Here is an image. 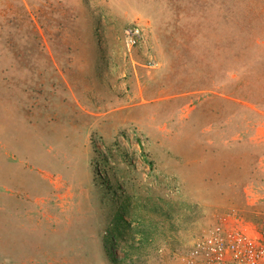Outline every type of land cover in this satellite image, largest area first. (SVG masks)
Returning <instances> with one entry per match:
<instances>
[{
	"label": "rangeland",
	"instance_id": "374dc122",
	"mask_svg": "<svg viewBox=\"0 0 264 264\" xmlns=\"http://www.w3.org/2000/svg\"><path fill=\"white\" fill-rule=\"evenodd\" d=\"M225 217L264 229V0H0V264H171Z\"/></svg>",
	"mask_w": 264,
	"mask_h": 264
},
{
	"label": "built area",
	"instance_id": "2783aa9c",
	"mask_svg": "<svg viewBox=\"0 0 264 264\" xmlns=\"http://www.w3.org/2000/svg\"><path fill=\"white\" fill-rule=\"evenodd\" d=\"M123 37L127 47H135L143 38V29L129 24ZM171 264H264V229L225 217L176 255Z\"/></svg>",
	"mask_w": 264,
	"mask_h": 264
},
{
	"label": "trees",
	"instance_id": "16d2710c",
	"mask_svg": "<svg viewBox=\"0 0 264 264\" xmlns=\"http://www.w3.org/2000/svg\"><path fill=\"white\" fill-rule=\"evenodd\" d=\"M119 217H121V216L119 215Z\"/></svg>",
	"mask_w": 264,
	"mask_h": 264
}]
</instances>
